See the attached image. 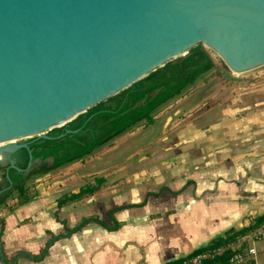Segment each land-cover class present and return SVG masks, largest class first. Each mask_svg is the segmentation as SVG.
<instances>
[{
    "label": "crops",
    "instance_id": "obj_1",
    "mask_svg": "<svg viewBox=\"0 0 264 264\" xmlns=\"http://www.w3.org/2000/svg\"><path fill=\"white\" fill-rule=\"evenodd\" d=\"M228 71V79L223 75L224 82L218 77H199L182 94L162 105L152 123L142 121L135 131L126 133L137 137L142 144L138 150L144 152L143 167L130 186L129 182L112 184L102 178L92 193L58 209L56 202L63 194L95 184L69 180L73 172L69 170L79 160L44 174L55 173L57 180L47 189L41 187L31 201L12 211L2 208V240L8 218L22 207L24 214L13 221L11 242L25 232L44 238L36 252L17 248L12 255L5 254L12 257L20 250L38 253L48 231L58 233L62 229L55 212L69 226L83 216L99 217L92 213L72 222L63 215L69 207L93 195L102 204L109 203L106 217L101 218L107 220L109 209L138 203L152 193L144 205L115 212L121 222L117 230L88 224L69 238L54 242L41 261L22 257L16 264H163L204 246L230 227L247 225L253 216L262 213L264 75L236 78L238 73ZM125 137L119 136L118 142ZM102 184L106 187L102 188ZM130 195L140 198L123 199Z\"/></svg>",
    "mask_w": 264,
    "mask_h": 264
},
{
    "label": "water",
    "instance_id": "obj_2",
    "mask_svg": "<svg viewBox=\"0 0 264 264\" xmlns=\"http://www.w3.org/2000/svg\"><path fill=\"white\" fill-rule=\"evenodd\" d=\"M198 43L263 65L264 0H0V164Z\"/></svg>",
    "mask_w": 264,
    "mask_h": 264
},
{
    "label": "trees",
    "instance_id": "obj_3",
    "mask_svg": "<svg viewBox=\"0 0 264 264\" xmlns=\"http://www.w3.org/2000/svg\"><path fill=\"white\" fill-rule=\"evenodd\" d=\"M214 66L215 62L206 47L198 43L191 47L185 55L166 62L162 67L150 72L126 89L79 114L64 126L52 129L48 133L49 138L30 140L29 149L32 154V162L27 169L28 152L25 148H20L11 155L14 157L18 155L21 158V160L15 158V166L20 170L9 166L8 163L0 164V172L2 173L0 210L6 208L7 211H12L17 206L34 199L37 193L29 185L31 179L75 161H82L95 150L111 146L116 137L131 131L142 121L152 123L154 113L162 105L182 94L187 87ZM60 134L63 135L59 136ZM102 181V178H98L94 185L81 187L77 192L63 194L57 199V208L60 209L66 203L92 193ZM150 194L152 193H147L145 198L138 203L119 205L109 209L107 220L94 215L83 216L74 225L69 226L66 220H59L55 212V217L62 224V229L58 233L48 231L49 236L43 248L36 254L24 250L16 252L12 257L5 254L1 238L5 218L0 215V263L16 264L18 259L22 257L39 262L48 254V249L54 242L69 238L91 223H95L108 231H115L121 226V222L115 218V212L144 205L147 195ZM9 199L14 200V202L7 204ZM263 221L264 211L253 216L247 225L238 228L230 227L221 235L210 239L204 246L163 264H177L198 252L224 244L236 236L243 235L258 227ZM228 256L229 253L226 251L220 256L206 260L203 264H228Z\"/></svg>",
    "mask_w": 264,
    "mask_h": 264
},
{
    "label": "rangeland",
    "instance_id": "obj_4",
    "mask_svg": "<svg viewBox=\"0 0 264 264\" xmlns=\"http://www.w3.org/2000/svg\"><path fill=\"white\" fill-rule=\"evenodd\" d=\"M205 47L212 56L215 62V66L210 71L200 76L199 79L208 75V77H213L214 79L218 77L219 79H222L220 81L224 82L225 78L223 77V75L227 77L226 79H228L229 68L215 50L208 46ZM238 74L239 75L236 78L247 79L254 75H257V77L263 76L264 64L253 69L240 72ZM136 127H138V125ZM136 127H134L131 131H135ZM123 135L126 137L122 139L120 143L118 142L119 139L117 137V142L113 141V144L111 146H105L95 150L90 156L82 160L75 167H72V169L69 170V172L73 171L72 176L69 178V180L71 179V182L92 184L96 181V179L103 178V182H112V184H114L115 182H129L128 185L130 186L131 182H134V180L137 178L138 173H140L143 167L142 159L144 156V152L138 150V147L142 144H139V141H137L136 139L137 137H134L133 133L130 135L124 133ZM81 170L82 172H80ZM1 176L2 173L0 172V179ZM54 177L55 173L41 175L39 177L31 179L29 181V185L31 186L33 191L39 193L41 187H45L47 189L48 186H51L52 183L57 180ZM39 183L40 185L37 187L36 185ZM106 184L107 186L109 185L108 183ZM105 187L106 185L102 184V188ZM90 198H88L84 203H78V205L73 208L69 207L68 210H65V212H63V215L67 216L68 219H70L72 222L76 221V219H79V217H81L82 215H89L92 213L98 214L100 218H105L106 209L109 207L108 206L106 208V206L109 205V203L105 202L102 204L101 202H99V199L97 197L95 198V195H93V197L90 196ZM137 198L140 197L133 195L123 197L124 200L128 199L130 201H137ZM13 202L14 200L9 199L7 204H11ZM111 203L113 204L115 202L112 201ZM23 208L25 207L19 208L16 212H14L13 216L11 215L8 218L7 232L5 234V239H3L5 252L8 256L12 255L17 248H26L29 251L36 252L40 248V244L42 245L44 241V238L38 236V234L35 232H29L28 234H26L27 232H25V234L22 236L14 237L12 239V242L9 239V236L12 235L14 228L13 221L24 214L22 211ZM54 227L55 226L53 225L52 228ZM253 244L257 250L256 263L264 264V238L254 241Z\"/></svg>",
    "mask_w": 264,
    "mask_h": 264
},
{
    "label": "built area",
    "instance_id": "obj_5",
    "mask_svg": "<svg viewBox=\"0 0 264 264\" xmlns=\"http://www.w3.org/2000/svg\"><path fill=\"white\" fill-rule=\"evenodd\" d=\"M264 238V221L256 228L217 247L198 252L177 264H203L206 260L228 252V264H257L254 241Z\"/></svg>",
    "mask_w": 264,
    "mask_h": 264
},
{
    "label": "flooded vegetation",
    "instance_id": "obj_6",
    "mask_svg": "<svg viewBox=\"0 0 264 264\" xmlns=\"http://www.w3.org/2000/svg\"><path fill=\"white\" fill-rule=\"evenodd\" d=\"M11 157H12L14 160H15V158L21 160V158H20L18 155H15V157H14V156H11Z\"/></svg>",
    "mask_w": 264,
    "mask_h": 264
},
{
    "label": "bare ground",
    "instance_id": "obj_7",
    "mask_svg": "<svg viewBox=\"0 0 264 264\" xmlns=\"http://www.w3.org/2000/svg\"><path fill=\"white\" fill-rule=\"evenodd\" d=\"M234 73L236 74V73H240V72L235 71ZM0 144H1V143H0Z\"/></svg>",
    "mask_w": 264,
    "mask_h": 264
}]
</instances>
